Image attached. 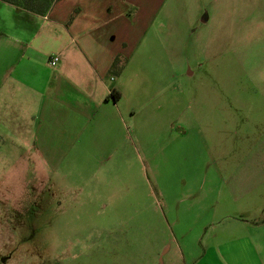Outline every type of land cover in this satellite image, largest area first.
<instances>
[{
    "label": "rangeland",
    "instance_id": "rangeland-1",
    "mask_svg": "<svg viewBox=\"0 0 264 264\" xmlns=\"http://www.w3.org/2000/svg\"><path fill=\"white\" fill-rule=\"evenodd\" d=\"M200 8L211 28L149 32L123 60L111 157L46 168L25 112L0 113V264H264V186L218 190L264 131V0Z\"/></svg>",
    "mask_w": 264,
    "mask_h": 264
},
{
    "label": "crops",
    "instance_id": "crops-1",
    "mask_svg": "<svg viewBox=\"0 0 264 264\" xmlns=\"http://www.w3.org/2000/svg\"><path fill=\"white\" fill-rule=\"evenodd\" d=\"M0 7L2 21L14 28H0V113L25 112L18 113L19 127L27 124L37 159L49 169L72 156L84 162L115 153L124 95L120 67L139 48L158 43L149 32L214 25V15H201V0H57L45 15L3 1ZM55 54L53 67L48 61ZM255 136L236 166L220 173L218 190L233 203L264 186V131Z\"/></svg>",
    "mask_w": 264,
    "mask_h": 264
},
{
    "label": "trees",
    "instance_id": "trees-1",
    "mask_svg": "<svg viewBox=\"0 0 264 264\" xmlns=\"http://www.w3.org/2000/svg\"><path fill=\"white\" fill-rule=\"evenodd\" d=\"M9 4H12L18 8L29 11L38 15H45L53 3L57 0H0ZM122 69V65L120 67ZM113 97L116 99L119 97V93L115 91Z\"/></svg>",
    "mask_w": 264,
    "mask_h": 264
},
{
    "label": "built area",
    "instance_id": "built-area-1",
    "mask_svg": "<svg viewBox=\"0 0 264 264\" xmlns=\"http://www.w3.org/2000/svg\"><path fill=\"white\" fill-rule=\"evenodd\" d=\"M58 60H59V57L56 54L55 55H51L49 57L48 63H49V65L54 67L57 64Z\"/></svg>",
    "mask_w": 264,
    "mask_h": 264
}]
</instances>
